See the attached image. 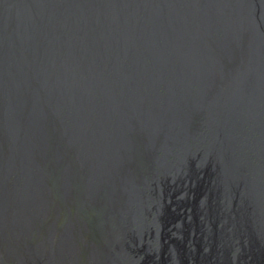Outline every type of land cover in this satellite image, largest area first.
Returning <instances> with one entry per match:
<instances>
[{
	"label": "water",
	"instance_id": "1",
	"mask_svg": "<svg viewBox=\"0 0 264 264\" xmlns=\"http://www.w3.org/2000/svg\"><path fill=\"white\" fill-rule=\"evenodd\" d=\"M237 51L249 54L244 77L229 75L226 90L207 97L205 72L219 76ZM258 72L264 77V0H0V144L4 133L44 124L47 110L73 126L83 115L108 176L121 159L108 137L123 125L117 111L129 135L177 139L184 123L183 154L168 165L163 194L192 191L173 195L201 203L205 238L192 253L180 242L176 264H264V163L252 156L264 159ZM191 110L207 115L202 142L190 135ZM251 122L261 138L236 140Z\"/></svg>",
	"mask_w": 264,
	"mask_h": 264
},
{
	"label": "flooded vegetation",
	"instance_id": "2",
	"mask_svg": "<svg viewBox=\"0 0 264 264\" xmlns=\"http://www.w3.org/2000/svg\"><path fill=\"white\" fill-rule=\"evenodd\" d=\"M248 57L247 52L237 51L236 59L226 62L220 68L219 76L205 72L203 89L206 96L226 90L229 75L242 79ZM256 77L264 83L260 72ZM256 87L257 91L264 93V89L257 84ZM64 111L66 114L69 112ZM189 114L191 137L199 139L198 142L206 140V113L191 110ZM112 117L123 122L122 126H115L108 132L111 144H118L117 148L113 145L112 151L121 159L109 172L108 176L113 181L105 180L95 186L101 190L100 193L92 189L91 179L95 177V172L88 164L81 163V141L83 138L92 139V136L83 133V129L90 124L83 122V115L77 116L78 122L73 126L65 122L61 110L55 113L47 110L44 124L36 126L35 138L32 137L30 146L26 148L27 157H30L25 162L27 168L18 176L13 174L6 153L2 155L0 264H146L144 258L151 252L147 249L148 241L157 250L163 228L151 214L152 207H159V197L167 194H163V189L164 182L170 181L165 177L171 174L168 165L180 160L182 140L187 129L183 122L179 123V131L183 129V133L179 132L177 139L165 141L158 130L155 136L150 137L139 129L129 135L124 111H117ZM259 126L264 129V113ZM54 128L61 131L62 139L56 137ZM226 128L227 125L220 126L221 130ZM80 131V136L76 137L74 132ZM247 135L259 140L261 131L251 122L233 137L244 140ZM131 136L133 143L129 142ZM3 140H7L5 133ZM252 156L254 165L264 163L257 152H253ZM170 193L189 198L192 191L183 194L176 189ZM178 195H173L171 202H167L173 210L170 216L177 220L170 235L188 239L194 251L193 241L205 238L197 230L195 213L201 203L194 197L183 202V197ZM174 202L177 205L172 207ZM139 211L140 214L137 213ZM159 216L164 222L166 209H161ZM186 216L190 223L188 236L182 231ZM137 250L141 252L139 256Z\"/></svg>",
	"mask_w": 264,
	"mask_h": 264
},
{
	"label": "bare ground",
	"instance_id": "3",
	"mask_svg": "<svg viewBox=\"0 0 264 264\" xmlns=\"http://www.w3.org/2000/svg\"><path fill=\"white\" fill-rule=\"evenodd\" d=\"M95 123L98 124L99 123V119H96ZM39 125H41V124H38V126ZM28 128L30 130L29 129H23L19 136H17V134L15 132H13L12 137H9L6 134V139L7 140L3 141L0 144L1 145L0 164L2 162V155L4 153H6L7 158L11 162V168L14 171L13 174H16L17 176L20 175L22 170L24 171L27 168L25 162L30 157H27L26 148H28L30 146L29 142H30V140H32V137H33L32 133L33 132H34V138H35V130L34 131L31 130V127H28ZM75 129H76V126H75ZM55 130H56L55 133H57L59 135L58 136L57 134H55L56 137L58 139H62L63 135H62L61 131L58 128L55 129ZM39 131H40V127H39ZM50 131H51V129H50ZM80 134H81V131L80 132H74V135L76 137L80 136ZM23 135H25V138H23V142L24 143L21 144L20 139L23 137ZM91 135H92V142H94L96 144V153H94V148L91 146L89 140H87L85 138H83V140L81 141L82 150H81L80 153L82 154L81 162L84 165L88 164V166L91 168V170H93L95 172V177H93L91 179V181L93 183L92 186H95V185L100 184L101 182H103L105 180H107L109 182L113 181V178L109 177V176H106L104 174L103 169H104L105 165H107L106 164V160H105V156H104V153L100 152L98 147H97V138L95 136V133H91ZM113 150L115 152V147L113 148ZM42 155H43V153H42ZM3 161L5 162V159H3ZM11 174L12 173H10L9 175H11ZM108 186L109 185H107V187ZM97 191H98V193H100L101 190H97ZM163 191H164V189H163ZM154 195L157 196V193L155 192ZM172 196H173V194H171L170 192H167V194L165 196L161 195V197H159V200H158L159 207H157V208L156 207H152L153 211H152L151 214L153 216H155V219H156L158 225L161 226V228H163L162 229V235L163 236H162L161 239H159V242H157L158 243V247H156L157 250L153 249L152 246H151V243L148 241L147 249L149 251L151 250V252H149L147 254V256L144 258L146 260V264H176L177 258H178L177 257L178 249H179V245H180L179 243L180 242H184V240L189 242L187 244V250L190 251V253L193 252V250H191V242L188 239H184L183 240L181 238H175L174 236L172 237L170 235V233L173 230V228H172L173 224H174V222L176 223V221H177V220H174L170 216L171 213L173 212V210L170 209L171 205H169V206L167 205V202H171ZM162 197H163V199H162ZM248 197H251V196H248ZM258 198L261 201H264V188L261 189L258 192ZM5 200L8 202L7 199H5ZM5 200H4V203H6ZM153 201H154V199H153ZM123 203H124V201H122V204ZM175 205H177V203L174 202V205L172 207H174ZM262 206L264 207V205H262ZM161 209H166V216L163 218L164 222H161L160 216H159V213H160ZM137 213L140 214V211L137 212ZM189 225H190L189 217L186 216L185 219H183L182 231L185 232L187 236H188ZM154 235H155V230H153V236ZM139 242H142V241L140 240ZM197 242H199V241H197ZM209 247L211 249L210 245H209ZM193 248H196V242L195 241H193ZM136 254L139 256L141 254V252L137 250ZM192 261L193 260L191 259V261H189V264H191ZM196 263L197 264H202L203 263V259H201V258L197 259ZM259 263H260L259 260L254 262V264H259Z\"/></svg>",
	"mask_w": 264,
	"mask_h": 264
},
{
	"label": "rangeland",
	"instance_id": "4",
	"mask_svg": "<svg viewBox=\"0 0 264 264\" xmlns=\"http://www.w3.org/2000/svg\"><path fill=\"white\" fill-rule=\"evenodd\" d=\"M62 137V136H61ZM52 160H53V156H52ZM82 163V162H81ZM83 164V163H82ZM97 185H99V184H97ZM96 186V185H95ZM95 186H93V190L95 189L96 191H97V188H95ZM109 187V186H108Z\"/></svg>",
	"mask_w": 264,
	"mask_h": 264
}]
</instances>
